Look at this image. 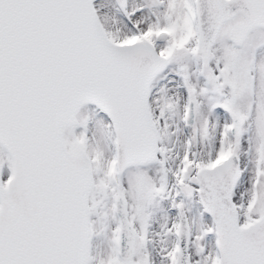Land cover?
Segmentation results:
<instances>
[{
    "label": "snow or ice",
    "instance_id": "1",
    "mask_svg": "<svg viewBox=\"0 0 264 264\" xmlns=\"http://www.w3.org/2000/svg\"><path fill=\"white\" fill-rule=\"evenodd\" d=\"M0 264H264V0H0Z\"/></svg>",
    "mask_w": 264,
    "mask_h": 264
}]
</instances>
